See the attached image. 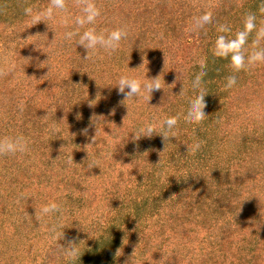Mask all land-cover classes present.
Instances as JSON below:
<instances>
[{
    "label": "rangeland",
    "instance_id": "obj_1",
    "mask_svg": "<svg viewBox=\"0 0 264 264\" xmlns=\"http://www.w3.org/2000/svg\"><path fill=\"white\" fill-rule=\"evenodd\" d=\"M83 2L65 0V10L36 23L51 0H0V139L27 144L0 154V260L39 264L52 244L67 256L71 244L81 252L104 238L109 258L87 264H264V61L234 72L212 55L217 36L235 38L248 15L256 27L245 55L264 50V0H91L100 15L77 29ZM215 7L212 22L187 31ZM89 28L127 36L115 52L84 59L64 33ZM121 77L156 78L161 88L125 97L114 86ZM200 94L205 116L189 123ZM84 117L99 131L90 144L78 132ZM149 124L157 133L133 139ZM204 199L232 211L187 214ZM50 203L59 211L41 215Z\"/></svg>",
    "mask_w": 264,
    "mask_h": 264
},
{
    "label": "clouds",
    "instance_id": "obj_2",
    "mask_svg": "<svg viewBox=\"0 0 264 264\" xmlns=\"http://www.w3.org/2000/svg\"><path fill=\"white\" fill-rule=\"evenodd\" d=\"M65 8V0H51L50 6L46 11L40 14V18L37 19L36 23L39 21H45L46 18L51 17L53 14V9L63 11L65 10ZM80 13V15L75 16L73 19V23L75 26H77V29L83 27L84 25L93 24L96 21L97 17L100 15V10L95 6L94 3L91 2V0H84L82 5L80 6ZM23 14L25 16L31 17L32 9L30 7H25L23 9ZM254 21L255 17L252 15H248L243 22V29L235 34V38L228 39L224 35H219L214 42L212 55L218 58L228 59L230 67L234 72L240 71L246 65H253L256 62L264 61V50L256 51L247 56L245 55V52L243 50L245 41L249 33L256 27ZM210 22H212L211 13L204 12L198 17L193 18L192 25L187 29V31L192 32L195 30H199ZM77 29L66 31L64 33V38L66 40H71L73 37H76L75 44L82 46L86 50L84 59H88L89 50L102 49L109 54L115 52L119 46L120 41L127 36V32L122 28L107 31V33L97 32L93 28L85 29L83 31H79ZM220 31L226 32L228 31V29L222 26L220 28ZM258 36L264 37V29L259 30ZM203 75L204 73L201 72L200 75L194 77V90L199 91L201 77ZM151 81V83L141 84L135 80L121 77L114 86H116L118 93H123L125 97H136L140 94L141 88L146 89L149 93H151L153 90H158L161 88L160 84L156 82V78L151 79ZM235 83L236 77L234 75L229 76L227 77L225 88H231ZM125 89H127V91H125ZM204 95L205 94L197 95L189 102L188 110L186 112L187 122L198 123L205 116V113L203 112V108L205 106L203 101ZM18 108L22 111L23 105H19ZM176 125V116L165 119L162 123L163 130L159 134L164 139V132L173 129ZM154 132L157 133L156 129L149 124L139 130L138 136L136 135V133H134L133 139H137L141 136L151 137ZM169 136L175 137L174 135ZM26 148L27 144L24 137L22 136L0 139V154H15L18 152L23 153L26 151ZM93 166L97 165L93 164L90 167L92 168ZM58 211V205L55 203H50L40 209V214L47 215ZM35 218L38 221L40 219V216L36 215V210ZM53 230H55V226H53ZM66 248L69 250V254H72V252H74L72 244Z\"/></svg>",
    "mask_w": 264,
    "mask_h": 264
},
{
    "label": "trees",
    "instance_id": "obj_3",
    "mask_svg": "<svg viewBox=\"0 0 264 264\" xmlns=\"http://www.w3.org/2000/svg\"><path fill=\"white\" fill-rule=\"evenodd\" d=\"M215 8H216V10L211 12L212 17L214 15H216L218 12L217 7H215ZM140 31H142L141 34H143V35L146 33L144 28H141ZM188 41L189 40L187 39L186 40L187 44H189ZM80 116H84V113H82ZM92 125H93V123L89 122L87 120V118H85V117L81 118V120L79 119L78 132L81 136V140L82 141L86 140L88 142V144L91 143L93 137L98 138V135H99L98 129H96L94 131H92L90 129L93 127ZM230 203H233V201H231ZM230 203L228 202V204H230ZM226 205L214 204L213 202H207V199H204V201L202 203H200L199 201H195V202H191L189 204V206H188L189 210L187 211V214L192 215L194 213V211L197 209H199L200 212H202L201 210L203 209V210L207 211L206 213L219 214V215L224 214L225 212H231L232 210L228 209V207ZM201 206H203V207H201ZM181 216L186 217L183 212H182ZM167 217L170 220L173 219L171 215H169V216L167 215ZM18 223H19V221H18ZM107 227L108 226H104L103 229H105ZM107 243H108V241L104 240V238H96L91 244L88 243L86 245H83L81 252H74V253L72 252V254H68L67 256H65V254H67L66 249L60 255L61 251L58 248L59 245L52 244L48 247L47 257L46 258L44 257L42 259V261L39 262V264H87L88 260H97L98 258H100V260H99L100 262H106V260L109 258L108 253L105 254V251L103 253L102 250L105 249L104 247L106 246ZM0 244H1L2 248L5 247L4 245H2L3 242H0ZM4 250H2V252ZM55 250H57V251H55ZM142 251H144V250H142ZM2 252L0 251V256H1ZM0 264H13V262H12V259H10L9 257L8 258L2 257V259L0 260ZM36 264H38V263H36Z\"/></svg>",
    "mask_w": 264,
    "mask_h": 264
}]
</instances>
